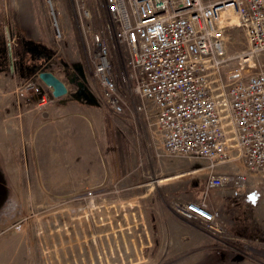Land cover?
<instances>
[{"label": "rangeland", "instance_id": "rangeland-1", "mask_svg": "<svg viewBox=\"0 0 264 264\" xmlns=\"http://www.w3.org/2000/svg\"><path fill=\"white\" fill-rule=\"evenodd\" d=\"M106 23L104 0H0V102L18 100L28 77L17 54L29 45L44 47L48 68L66 82L81 66L96 97L75 98L69 83L83 105L72 104L70 121L35 150L0 126V264H264V172L234 158L214 170L229 177L225 185L207 189L206 159L164 154L154 110L138 114L144 100L128 89L127 50L114 42L125 106L120 114L106 107L92 42L94 32L113 41ZM228 34L230 53L248 47L242 28ZM237 175L246 185L235 196ZM189 201L218 210L220 228L176 211Z\"/></svg>", "mask_w": 264, "mask_h": 264}, {"label": "built area", "instance_id": "built-area-1", "mask_svg": "<svg viewBox=\"0 0 264 264\" xmlns=\"http://www.w3.org/2000/svg\"><path fill=\"white\" fill-rule=\"evenodd\" d=\"M104 1L113 41L94 32L92 42L106 107L120 114L125 106L113 70L114 42L121 55L127 50L128 89L145 102L136 106L138 114L154 110L164 154L206 159L208 187L225 185L229 177L214 170L234 158L264 172V0ZM232 26L242 28L248 41L237 53L227 48ZM17 94L33 95L38 109L55 99L39 79L26 80ZM235 184L238 196L244 175H237ZM175 209L212 230L220 228L219 211L204 202H181Z\"/></svg>", "mask_w": 264, "mask_h": 264}, {"label": "crops", "instance_id": "crops-1", "mask_svg": "<svg viewBox=\"0 0 264 264\" xmlns=\"http://www.w3.org/2000/svg\"><path fill=\"white\" fill-rule=\"evenodd\" d=\"M11 78L16 79V77ZM3 86L0 85V94H2ZM15 102L13 103L12 99L9 101L5 99L4 102L3 100L0 102V126L4 127V131L8 135L13 136L15 142L31 145V149L34 150L37 148V144L49 142L50 136H52L51 132H53L51 129L54 126L70 121L72 118L70 106L72 104L83 105L70 94L55 98L45 109L34 107L35 102H28V99L18 98ZM207 189H209L208 186Z\"/></svg>", "mask_w": 264, "mask_h": 264}, {"label": "water", "instance_id": "water-1", "mask_svg": "<svg viewBox=\"0 0 264 264\" xmlns=\"http://www.w3.org/2000/svg\"><path fill=\"white\" fill-rule=\"evenodd\" d=\"M51 55L48 58L46 63L41 65H36L33 67L32 71L29 74V77L39 78L44 84L51 88L52 94L58 98L67 94H70V84L76 83L78 86V90L73 94V96L77 99H86L88 102L96 101V97L93 93L88 89L86 83L87 78L84 73L83 68L77 67L80 72V79L75 80L74 77L69 78V82H66L62 77L56 74L53 70L49 69V61L51 60Z\"/></svg>", "mask_w": 264, "mask_h": 264}, {"label": "flooded vegetation", "instance_id": "flooded-vegetation-1", "mask_svg": "<svg viewBox=\"0 0 264 264\" xmlns=\"http://www.w3.org/2000/svg\"><path fill=\"white\" fill-rule=\"evenodd\" d=\"M18 54L19 57L17 58L16 64L18 67H21L20 73L25 76H29L34 66L46 63L51 55L44 47L40 48L36 45H29L28 49L19 51ZM71 77L79 80L80 74L73 72Z\"/></svg>", "mask_w": 264, "mask_h": 264}, {"label": "trees", "instance_id": "trees-1", "mask_svg": "<svg viewBox=\"0 0 264 264\" xmlns=\"http://www.w3.org/2000/svg\"><path fill=\"white\" fill-rule=\"evenodd\" d=\"M9 53H10V52H9ZM17 55H19V54H17ZM4 58H5L6 61H9V62H8V66H9V67H10L11 65H13V64H12V62H13V61H12V58L9 57V54H8V55L4 54ZM6 64H7V62H6Z\"/></svg>", "mask_w": 264, "mask_h": 264}]
</instances>
